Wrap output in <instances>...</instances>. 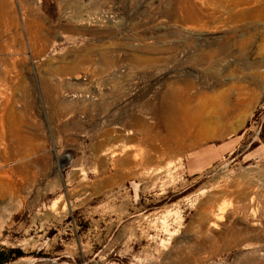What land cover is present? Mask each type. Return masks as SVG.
<instances>
[{
	"label": "rangeland",
	"instance_id": "rangeland-1",
	"mask_svg": "<svg viewBox=\"0 0 264 264\" xmlns=\"http://www.w3.org/2000/svg\"><path fill=\"white\" fill-rule=\"evenodd\" d=\"M186 109L208 136L112 154L129 114L164 145ZM9 120L3 264H264V203L224 200V147H264V0H0Z\"/></svg>",
	"mask_w": 264,
	"mask_h": 264
},
{
	"label": "bare ground",
	"instance_id": "bare-ground-1",
	"mask_svg": "<svg viewBox=\"0 0 264 264\" xmlns=\"http://www.w3.org/2000/svg\"><path fill=\"white\" fill-rule=\"evenodd\" d=\"M47 5L51 4V0H44ZM142 18V17H141ZM86 23V22H84ZM149 33V32H148ZM101 68V67H100ZM167 74H163L162 77H164ZM161 77V76H160ZM161 77V78H162ZM76 79H82V75H77L75 77ZM84 78V77H83ZM157 80V79H156ZM159 80V79H158ZM177 81H173L170 83V86H176ZM190 101V100H189ZM185 111L186 113V121L183 127V138L181 139L180 137H176V139L172 136L171 140L167 142V144L164 145H158L157 140H158V135H152V128L145 126L142 124L141 120L137 119L134 117V114H129L130 119H133L134 122L130 123L128 122V125L124 126L125 128L122 129L121 131L117 132V137H124L126 140L131 141V142H136L137 145H130L126 146L122 144L117 148V150L112 151L113 155H118L125 153L128 150L135 149L136 157L141 159L140 155H146L148 158H152V156H157L160 158H170L174 156L175 150L179 149L182 146L187 145L186 143L188 141L191 142H198L202 140V138L208 136L207 132V126L204 123H199L197 120V116L191 114L188 110ZM7 114V113H6ZM226 114V113H225ZM12 116V115H11ZM14 116V115H13ZM224 116V114H223ZM10 117V116H9ZM182 118V116H181ZM13 119V118H12ZM184 119V118H183ZM4 120V119H3ZM6 120V119H5ZM11 120V119H10ZM9 120V123L5 124L8 126L7 132H5V129L7 126L4 125V123H0V160H10L14 161L16 160V157L18 156V149L21 145L26 144V140L18 138L20 133L17 135L15 134L16 129L12 121ZM16 120V119H14ZM169 120V119H168ZM178 121V120H177ZM184 121V120H183ZM176 122V121H174ZM182 122V121H181ZM18 127V126H17ZM177 127V126H176ZM5 128V129H4ZM159 128V127H158ZM182 128V127H181ZM20 129V128H19ZM180 129V128H179ZM181 130V129H180ZM181 130V131H182ZM177 132V130H176ZM17 133V132H16ZM155 133V132H154ZM158 133V132H157ZM156 133V134H157ZM178 133V132H177ZM180 133V132H179ZM175 134V133H174ZM23 137V136H22ZM25 138V137H24ZM169 138V137H168ZM160 140V139H159ZM158 140V141H159ZM166 141V140H165ZM26 142V143H25ZM29 143V142H28ZM159 143V142H158ZM120 145V144H119ZM27 146V145H26ZM143 146V147H142ZM25 147V145L23 146ZM22 148V147H21ZM177 151V150H176ZM24 153V152H23ZM20 156V155H19ZM115 160V159H113ZM119 162V160H117ZM17 165V164H16ZM13 168V167H12ZM13 170V169H12ZM15 170V169H14ZM6 171V170H5ZM3 169L0 170V175L6 174ZM11 175V174H10ZM9 176V175H8ZM7 177V176H6ZM6 179V178H5ZM1 181V180H0ZM7 181V180H6ZM7 183V182H6ZM9 186V185H8ZM4 188V187H3ZM7 190V189H6ZM7 197V196H6ZM209 202L211 201H207ZM1 204V203H0ZM213 204V203H212ZM11 206V205H10ZM5 207V206H4ZM227 207V204L226 206ZM226 210V209H225ZM224 206L220 207L219 209V220H223V213H224ZM254 216V215H253ZM252 217V216H251ZM1 218V217H0ZM250 219V218H249ZM1 220V219H0ZM248 220L245 218V221ZM250 221V220H249ZM247 222V221H246ZM249 222H247L248 224ZM252 223H250L251 225ZM213 226L217 227L216 225L212 224ZM254 225V223H253ZM203 230V229H202Z\"/></svg>",
	"mask_w": 264,
	"mask_h": 264
},
{
	"label": "crops",
	"instance_id": "crops-1",
	"mask_svg": "<svg viewBox=\"0 0 264 264\" xmlns=\"http://www.w3.org/2000/svg\"><path fill=\"white\" fill-rule=\"evenodd\" d=\"M235 151L242 157L230 158ZM224 200L227 202L264 203V193L257 188L264 179V147H224ZM231 167V168H230ZM236 167V168H234Z\"/></svg>",
	"mask_w": 264,
	"mask_h": 264
},
{
	"label": "trees",
	"instance_id": "trees-1",
	"mask_svg": "<svg viewBox=\"0 0 264 264\" xmlns=\"http://www.w3.org/2000/svg\"><path fill=\"white\" fill-rule=\"evenodd\" d=\"M1 250V248H0ZM12 252L11 249H6V248H2V251H0V264H3L4 262H6L8 260V258H6L5 254ZM5 256V257H4Z\"/></svg>",
	"mask_w": 264,
	"mask_h": 264
},
{
	"label": "built area",
	"instance_id": "built-area-1",
	"mask_svg": "<svg viewBox=\"0 0 264 264\" xmlns=\"http://www.w3.org/2000/svg\"><path fill=\"white\" fill-rule=\"evenodd\" d=\"M262 187H263V189H264V183H263Z\"/></svg>",
	"mask_w": 264,
	"mask_h": 264
}]
</instances>
